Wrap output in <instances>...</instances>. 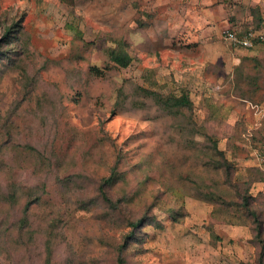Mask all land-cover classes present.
Instances as JSON below:
<instances>
[{
  "label": "rangeland",
  "instance_id": "obj_1",
  "mask_svg": "<svg viewBox=\"0 0 264 264\" xmlns=\"http://www.w3.org/2000/svg\"><path fill=\"white\" fill-rule=\"evenodd\" d=\"M226 27L264 34V0H0V264H259L264 38Z\"/></svg>",
  "mask_w": 264,
  "mask_h": 264
},
{
  "label": "trees",
  "instance_id": "obj_2",
  "mask_svg": "<svg viewBox=\"0 0 264 264\" xmlns=\"http://www.w3.org/2000/svg\"><path fill=\"white\" fill-rule=\"evenodd\" d=\"M14 25L17 26L19 24L15 23ZM11 27L12 26H9L10 29L8 28L6 30L7 33L12 31ZM247 31L248 30L242 33L238 32V34L242 36V34L246 33ZM256 41L258 40L256 39ZM115 43H116L115 45L109 48L108 53H109L110 58L112 59V61H114L117 65L121 67L129 66L133 61V56L126 46L127 43L123 39H118L117 42ZM91 71L94 74H101L102 72L101 69L95 65L91 67ZM145 91L147 94H149L155 99L156 103L161 108H163L164 110L170 113L177 114L181 112L183 114L186 112H190V113L193 112L194 102L191 99L189 92L186 90L182 91L180 95L165 94V93L158 91L157 89L147 88V87ZM217 151L218 152L222 151V154H224L223 150L217 149ZM223 161H224L223 165H226L225 168L231 170L232 163H230V161L227 158H225ZM114 169L115 170L109 177H106L102 180V183L100 184V191L103 197L105 198V200H107L111 204V206H114L117 208L119 206V203L109 196L107 189H106L107 186L113 184L114 181L118 179L119 171H117L116 168ZM255 181H264V169L260 168L259 166H253L251 168L250 176L244 179V183L247 186L246 190L245 192L240 191L239 194H240V199L242 200L241 201L242 206L253 217V220L255 223V230H256L255 236H256L257 245H258L257 259H258L259 264H264V236H262L263 231H264V221L261 217V214H260L261 212H259L253 205L256 199L253 200L254 196L250 192V189H249L252 183H254ZM13 196L14 194H11L10 198H12ZM30 203L31 201L27 202L25 206V210L28 209V207L30 206ZM143 221H144V218L131 221L133 228L131 229L130 236L134 237L136 235V231L140 228ZM21 224L22 225L27 224L26 214L21 219ZM123 246H126V244H124Z\"/></svg>",
  "mask_w": 264,
  "mask_h": 264
},
{
  "label": "built area",
  "instance_id": "obj_3",
  "mask_svg": "<svg viewBox=\"0 0 264 264\" xmlns=\"http://www.w3.org/2000/svg\"><path fill=\"white\" fill-rule=\"evenodd\" d=\"M222 34L226 41H229L231 44L239 47H252L255 44L256 39L264 38V34L256 33L251 29L241 36L238 34L237 30L231 27L224 28L222 30Z\"/></svg>",
  "mask_w": 264,
  "mask_h": 264
}]
</instances>
